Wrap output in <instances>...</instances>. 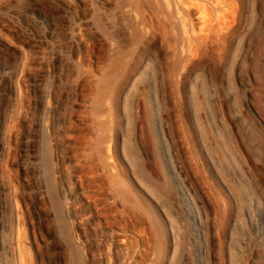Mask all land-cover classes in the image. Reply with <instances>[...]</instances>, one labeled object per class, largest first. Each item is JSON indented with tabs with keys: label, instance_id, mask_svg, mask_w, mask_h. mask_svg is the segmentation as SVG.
<instances>
[{
	"label": "rangeland",
	"instance_id": "rangeland-1",
	"mask_svg": "<svg viewBox=\"0 0 264 264\" xmlns=\"http://www.w3.org/2000/svg\"><path fill=\"white\" fill-rule=\"evenodd\" d=\"M175 244L264 264V0H0V264Z\"/></svg>",
	"mask_w": 264,
	"mask_h": 264
},
{
	"label": "bare ground",
	"instance_id": "bare-ground-1",
	"mask_svg": "<svg viewBox=\"0 0 264 264\" xmlns=\"http://www.w3.org/2000/svg\"><path fill=\"white\" fill-rule=\"evenodd\" d=\"M126 157L130 160V161H134V156L129 153V152H126ZM148 192L153 195V196H156L157 198L158 197H167V199H171L172 200V195H171V192L169 190V187H157L155 186L154 184H152V182H146L145 185ZM181 197L183 196L184 200L188 203L189 207L191 208V211H192V214L194 216V234H195V238H197L196 240L200 239V235L202 234V230H201V214H200V211L199 209L197 208V205L195 203V201L193 200V198L191 197L189 191L186 189V188H183L182 189V192H181ZM174 222V221H173ZM192 231V232H193ZM193 234V235H194ZM196 243V242H195ZM179 244H175L174 245V249L172 250V256L167 260V263L166 264H173L176 262V258L179 256V251H180V248H179ZM202 253V252H201Z\"/></svg>",
	"mask_w": 264,
	"mask_h": 264
}]
</instances>
